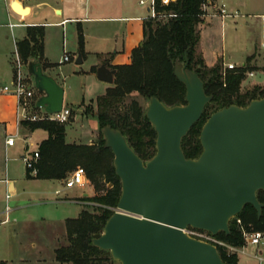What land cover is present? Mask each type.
<instances>
[{
	"label": "water",
	"instance_id": "1",
	"mask_svg": "<svg viewBox=\"0 0 264 264\" xmlns=\"http://www.w3.org/2000/svg\"><path fill=\"white\" fill-rule=\"evenodd\" d=\"M13 8L29 10L18 1ZM76 62L82 63L81 55ZM189 62L188 57L177 58L174 65L175 76L186 87V103L168 106L155 95L148 100L146 116L157 132L152 158L144 160L120 129L111 124L101 128L122 192L92 243L120 264H226L216 245L185 230L228 234L232 219L247 204L262 214L258 192L264 191V97L212 112L199 135L202 152L189 158L183 139L214 98L206 92L202 67L192 69ZM26 70L42 93L36 106L60 112L64 86L44 71L39 57L29 58ZM115 73L107 63L97 69L98 78L109 83Z\"/></svg>",
	"mask_w": 264,
	"mask_h": 264
},
{
	"label": "trees",
	"instance_id": "2",
	"mask_svg": "<svg viewBox=\"0 0 264 264\" xmlns=\"http://www.w3.org/2000/svg\"><path fill=\"white\" fill-rule=\"evenodd\" d=\"M155 8L159 16L148 18L144 23L143 44L132 51V61L129 64L113 66L116 69L114 84L105 94L96 99L95 105H89L92 114L98 117L100 126L111 124L120 129L127 137L130 145L144 159L148 160L156 153L157 132L146 116L143 105L133 99L128 108L123 102L128 95L137 92L149 99L155 95L168 106L186 103V87L174 74L177 58L189 59V67L201 66L200 76L205 83L206 92L214 95L206 106L201 119L193 125L184 137L182 147L187 157L197 158L202 152L199 135L208 116L230 104L247 106L254 98L264 97V88L254 86L250 91L241 92V85L247 72L253 67L244 64L233 69L215 65L207 69L203 57L197 58L196 46L200 41L198 25L205 21L204 4L207 0H155ZM30 39L19 42L18 49L24 62L31 57H40L44 37L43 29ZM33 42V43H32ZM80 50H83L84 35L79 36ZM264 70V67L262 68ZM211 109V112H210ZM24 124L35 130L42 128L48 132V138L39 145L40 158L37 163L38 173L28 176L41 179L66 178L67 173L82 164L87 176L96 189L101 190V179L112 186L102 195L88 196L84 199L99 205L98 212L82 210L77 218L67 220V238L69 245L56 249V260L70 264H120L115 261L109 251L93 245L92 238L103 231L108 218L114 213L122 192L120 178L115 173L113 165L114 154L104 146L103 136L98 145L83 143H68L66 140V123L55 120L24 121ZM258 198L263 203L262 214L251 204L232 219L230 233L220 232L216 235L230 246L240 248L245 245L241 219L247 231L264 232V191L258 192ZM219 252L226 264H239V255L226 247L218 246Z\"/></svg>",
	"mask_w": 264,
	"mask_h": 264
},
{
	"label": "rangeland",
	"instance_id": "3",
	"mask_svg": "<svg viewBox=\"0 0 264 264\" xmlns=\"http://www.w3.org/2000/svg\"><path fill=\"white\" fill-rule=\"evenodd\" d=\"M75 1L76 8L79 11L78 14L83 13V9L87 4L88 7L92 8L93 15H148L147 6L150 7L151 4V0H143L144 3L141 4L142 0ZM163 1L166 3L169 0ZM212 1L218 2L217 0ZM219 1H225L228 5V10L232 13L237 11L238 16L228 17L225 21H222L220 17L209 18V25L204 29L202 34L203 37H206L207 41L204 47L208 48L210 52L222 53L224 50L226 61L232 59L241 62L244 60L246 49H250L252 46L261 48V42L264 40V18L257 15L264 13V0ZM6 22H8V13L4 1L0 0V27L2 26L0 28V35L2 33L5 35V27L2 24ZM124 24L123 22H90L87 24L88 28L85 29L87 30L85 35H87L86 40H88L87 50L90 51L87 53V57L83 63L76 62L78 55L76 54V45L78 44L75 33L76 27H71L69 32L66 33L69 50L74 55L72 58L73 66L64 68L61 76L59 75V80L62 81L65 78L66 84L71 89L69 96L65 100V105L74 108L73 115L66 122V125L69 124L67 126L68 141L96 146L102 138L98 117L96 114H92L91 111L87 112V110H91L89 105H95V99L98 95L105 93L107 86V83L100 80L97 74L93 72V67H91V64L97 62L98 59L97 55L93 52V48H100L101 39L113 36V34L116 35L119 31L121 33L125 31L126 26ZM200 25L201 23L198 25L199 30ZM52 31L56 30L53 29ZM7 34L9 35V40L3 41V47L0 45V49H2L1 52L6 50L11 54L15 50L14 38L11 33L7 32ZM100 35L101 37H99ZM120 36L122 35L120 34ZM51 38L50 48L57 55L56 43H62L63 40L61 30L57 29L56 34H52ZM196 56L197 58L202 57L199 43L196 46ZM204 62L207 69L215 65H222V61H218L213 66L208 65L205 60ZM261 63L258 66L260 70L256 69L254 75L261 73L264 67V58L261 60ZM57 73L59 74V72ZM248 77L251 76L248 75ZM245 78L241 85L242 93L250 91L255 86L254 84H247V79ZM259 86L264 88V84ZM37 93L39 94L40 92ZM133 99H137L146 108L148 99L140 96L137 92L125 98L123 107L128 108ZM83 101L85 105L82 107L84 111L81 113L78 105ZM94 107L97 110V106L95 105ZM38 109L42 114L47 113L44 108L38 107ZM80 131H82V134H80ZM35 138L33 140L37 142L38 137ZM16 156L12 150L6 153L0 149V168L5 169L7 166L13 172L11 176L21 178L18 181V185H21L26 190L21 197V203L28 205L24 208L13 210L10 214V222L0 225V264H2L1 259L12 260V264H20L18 259L22 257L29 260L27 264H60V262L56 261L55 254L57 248L69 245L67 235L65 236L67 220L77 218L82 210L97 213L99 205L89 200L85 204L75 201L57 202L55 200L57 198L83 200L86 197V193H90L92 196L102 195L112 185L103 178L101 179V190L99 191L91 180L92 187L86 185L85 187L74 186L71 188L67 187V179L63 178L54 181H29L26 176V166L22 158ZM79 166L83 165L80 164ZM6 192V185L0 183V210L4 209L6 205L9 207L16 205L14 198H7ZM115 210L116 208H114ZM35 243L36 245H34ZM245 251V254L240 253V264H264V240L260 244H249L245 248ZM255 254H259V258H255Z\"/></svg>",
	"mask_w": 264,
	"mask_h": 264
},
{
	"label": "crops",
	"instance_id": "4",
	"mask_svg": "<svg viewBox=\"0 0 264 264\" xmlns=\"http://www.w3.org/2000/svg\"><path fill=\"white\" fill-rule=\"evenodd\" d=\"M3 1L8 13V22L2 24L5 27V35L4 33L0 35V45L3 47V41L6 42L9 40V35L7 34L8 32L11 33V35L14 38L15 50L14 52H11V54H9L8 51L5 50L4 52H1L2 49H0V53H1L0 54V85L10 83L13 80L15 58L17 53L20 55L18 49L19 42L24 39H30L32 37V34L35 35L39 30L38 28L40 27L43 29L44 32V37L41 40L43 49L39 57L41 65L45 72L54 75L58 80L59 77L61 76V73H63L62 71L64 68H68V67L70 68L71 66H73L72 58L74 55L69 50L68 47L69 42L66 40V33L69 32L71 27L72 28L76 27L75 33H76V38L78 39L77 42L78 44L76 45L77 47L76 54H78L77 58L79 55H81L82 63H83L87 57L86 56L87 53L90 51L87 50L88 40H86L87 35H85L87 31L85 29L88 28L87 24H89L90 22L91 23L123 22L125 23L124 25L126 26L125 31H123L122 33L119 31L118 33H116V35L113 34V36L101 39L102 42H100L101 43L100 48H96V49L93 48V52L97 55L98 58L97 62L91 64L92 65L91 67H93V72L97 74L98 67L103 63H107L109 68L115 65L129 64L132 61L133 49L137 46H140L141 43L143 42L144 23L146 19L150 18V14H151L149 6H147V11L149 12L148 15H142V14H128V15H95L94 14L93 15L92 8L88 7L87 4L83 9V13L78 14L79 11L76 8L77 5L75 4L76 2L75 0H3ZM14 1L20 2L24 8L28 7L29 10L20 13L19 11L13 8ZM217 1L220 3L223 2L226 3L225 1H219V0ZM257 15H260L261 18H264V13ZM214 17L215 16L206 17L205 21L202 22L200 25L199 50L202 53L203 59L206 61L208 65L211 66L215 65L218 61L220 62L222 61L221 62L222 66H225V64L229 62L235 63L238 66L247 64L253 67V70L251 71L255 73V70L259 69L258 66L262 64L261 60H263L264 58L263 57L264 40L261 42V48H258L257 46L255 47L252 46V48L246 49L244 54V60H242L241 62L232 59L226 61L224 57V50L222 51V53L215 52L213 50H212L213 52H210L208 48L204 47V45L207 44V41L205 39L206 37L205 36L203 37L202 34L204 29H206V27L209 25V18H214ZM10 23H16L17 25L14 27H10ZM263 27H264V23H263ZM0 28H2V26ZM51 29L52 30L55 29L56 31H52ZM57 29L61 30L63 34V40L62 43H56L54 40V42L57 45L56 46L57 55H56V53L53 52L50 48L51 45L50 42L52 40L51 38L52 34H56ZM81 33L84 35V46L82 51L80 50V44H79V36ZM120 34L122 36H120ZM99 37H101V35ZM106 42L108 43V45ZM112 44H114L115 47ZM257 49L258 51L256 52ZM66 52L70 55L69 61H63V57ZM24 63H25V71L28 74L26 70L27 61ZM57 72H59V74ZM263 73L264 70H262L259 75H254L251 77L247 76L248 78L247 77L245 78L247 79V84H254L255 86L263 85L264 84ZM30 78L33 81V78L31 76ZM62 81L59 80V82L65 88V97H64V105H65V100L69 96L71 89H69V85L66 84L65 78H63ZM105 83H107L106 91L109 87L113 86L114 84V82L113 83L105 82ZM37 92L35 96L36 101L42 95V93L38 94ZM101 95L103 94L98 95L97 98ZM84 105H85L84 101L78 105L81 106V108L79 109L80 112H82L83 110L82 107ZM70 123H72V121H70ZM67 126H66V140L68 137ZM80 132H81L80 134H82V131ZM16 133L18 134L16 144L14 146L8 145L6 143L7 137L10 135H14ZM35 137H38L37 142L33 140V138ZM46 138H48V132L46 130L42 128L33 130L31 129L30 126L24 124V122L22 124L18 123L17 98L14 95L12 94L0 95V149L1 150H4L6 153L12 150L17 155L16 157L22 158L23 160V156L30 155L34 150L37 149L39 150L40 143ZM67 142L73 143L74 141L67 140ZM72 171L68 172L66 178L63 179H67ZM12 173L13 172L7 166L5 167V169L0 168V183H4L6 185L7 198H14V201L16 203L14 207H9L8 205H6L4 209L0 210V225L7 224L10 222V214L12 213L13 210L21 209L28 205L21 203L22 201L21 197L26 192V190H24L21 185L20 186L18 185V181H20L21 178L11 176ZM26 176L29 179V181L57 180V178L41 179L37 177H30L28 176L27 173V167H26ZM88 185L92 187L91 182H89ZM85 196L86 197L92 196V194L86 193ZM55 201L57 202L75 201L81 204L88 203V200L86 199L72 200L70 198H57ZM66 235H67V231L65 233V236ZM34 245H36V243ZM240 253L245 254L246 253L245 249L244 251H238L239 264H240ZM254 257L259 258V254H255ZM18 261L20 262V264L29 263V260L23 257L18 259ZM1 262L2 264L13 263L12 260L7 261L6 259H1Z\"/></svg>",
	"mask_w": 264,
	"mask_h": 264
},
{
	"label": "built area",
	"instance_id": "5",
	"mask_svg": "<svg viewBox=\"0 0 264 264\" xmlns=\"http://www.w3.org/2000/svg\"><path fill=\"white\" fill-rule=\"evenodd\" d=\"M141 3H144L142 0ZM155 0H151L150 4V17L156 18L159 14L155 8ZM205 12L202 15L203 18L206 17H220L222 21H225L228 17H237L238 12H230L228 10V5L226 3L214 2L212 0H207L204 4ZM209 9V10H208ZM16 23H10V27L16 26ZM70 55L66 52L63 57V61H69ZM238 67L235 63L229 62L224 66L223 74H226L227 69H233ZM253 76L254 72H247V76ZM36 92L37 89L35 85L25 71V63L21 59L20 55L17 53L15 58L14 65V76L13 80L10 83L0 85V95L3 94H12L17 98V121L19 124H22L24 121L34 122L40 120H55L60 123H66L69 121L71 114V107L64 105L63 109L58 113H44L42 114L38 107L36 106ZM18 134L10 135L6 139V143L10 146L16 144ZM40 158L39 150H34L30 155L23 156V160L27 169L31 171L32 175H37V163ZM90 182L87 171L83 166H77L67 178L66 183L67 187L71 188L74 186L85 187ZM9 197V196H8ZM239 225H241L243 230V235L245 238V245L240 248L230 246L225 241L219 239L216 235L211 234L210 232L195 229L192 227L187 228L185 231L192 237L201 239L213 243L214 245L223 246L229 249L230 251H244V249L249 245L260 244L264 240V232L262 231H247L242 224L241 219H237Z\"/></svg>",
	"mask_w": 264,
	"mask_h": 264
},
{
	"label": "flooded vegetation",
	"instance_id": "6",
	"mask_svg": "<svg viewBox=\"0 0 264 264\" xmlns=\"http://www.w3.org/2000/svg\"><path fill=\"white\" fill-rule=\"evenodd\" d=\"M143 44V42L141 43V45ZM197 67H194V68H192V69H196ZM111 69H114L113 68V66H111ZM116 70V69H115ZM115 77V76H114ZM149 100V99H148ZM95 105H96V102H95ZM82 106V105H81ZM147 107V106H146ZM78 108L80 109L81 107L80 106H78ZM145 110H146V108H145ZM73 111H74V108L73 107H71V114H70V117L73 115ZM84 110H82V112H83ZM81 112V113H82ZM70 117H69V120H70ZM102 128V127H101ZM101 128H100V130H101ZM101 134H102V132H101ZM103 136V135H102Z\"/></svg>",
	"mask_w": 264,
	"mask_h": 264
}]
</instances>
